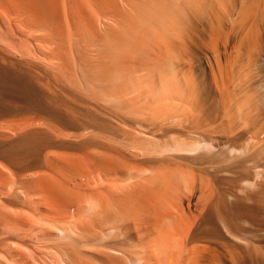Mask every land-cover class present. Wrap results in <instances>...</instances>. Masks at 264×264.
<instances>
[{"label":"bare ground","instance_id":"obj_1","mask_svg":"<svg viewBox=\"0 0 264 264\" xmlns=\"http://www.w3.org/2000/svg\"><path fill=\"white\" fill-rule=\"evenodd\" d=\"M263 35L264 0H0V264H264Z\"/></svg>","mask_w":264,"mask_h":264},{"label":"rangeland","instance_id":"obj_2","mask_svg":"<svg viewBox=\"0 0 264 264\" xmlns=\"http://www.w3.org/2000/svg\"><path fill=\"white\" fill-rule=\"evenodd\" d=\"M263 42V44H262ZM261 42V46L264 48V35H263V41ZM19 92L18 90L16 91V89L12 88V87H8L4 84H2L0 82V97L2 101H5L6 104H1L0 108H4L6 105L10 108H16V109H24L26 107V99H23V95L21 94V92Z\"/></svg>","mask_w":264,"mask_h":264}]
</instances>
